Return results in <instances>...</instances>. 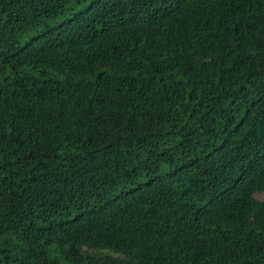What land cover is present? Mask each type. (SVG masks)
I'll list each match as a JSON object with an SVG mask.
<instances>
[{"label": "trees", "instance_id": "obj_1", "mask_svg": "<svg viewBox=\"0 0 264 264\" xmlns=\"http://www.w3.org/2000/svg\"><path fill=\"white\" fill-rule=\"evenodd\" d=\"M256 194L264 0H0V264H264Z\"/></svg>", "mask_w": 264, "mask_h": 264}, {"label": "rangeland", "instance_id": "obj_2", "mask_svg": "<svg viewBox=\"0 0 264 264\" xmlns=\"http://www.w3.org/2000/svg\"><path fill=\"white\" fill-rule=\"evenodd\" d=\"M83 5H84V4L77 5L75 8H76V9H79V8H81ZM255 198H256L257 200H263V199H264V194H256V195H255Z\"/></svg>", "mask_w": 264, "mask_h": 264}]
</instances>
